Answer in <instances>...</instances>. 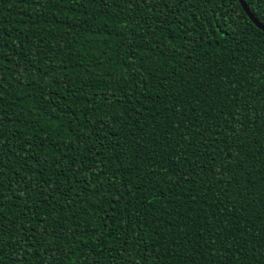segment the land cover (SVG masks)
I'll list each match as a JSON object with an SVG mask.
<instances>
[{
  "label": "trees",
  "instance_id": "obj_1",
  "mask_svg": "<svg viewBox=\"0 0 264 264\" xmlns=\"http://www.w3.org/2000/svg\"><path fill=\"white\" fill-rule=\"evenodd\" d=\"M0 264H264L238 0H0Z\"/></svg>",
  "mask_w": 264,
  "mask_h": 264
},
{
  "label": "water",
  "instance_id": "obj_2",
  "mask_svg": "<svg viewBox=\"0 0 264 264\" xmlns=\"http://www.w3.org/2000/svg\"><path fill=\"white\" fill-rule=\"evenodd\" d=\"M239 4L241 5L243 11L247 15V17L254 23L256 27H258L260 30L264 32V25H262L260 22H258L255 17L252 15V13L249 11V9L246 7L245 3L243 0H238Z\"/></svg>",
  "mask_w": 264,
  "mask_h": 264
}]
</instances>
